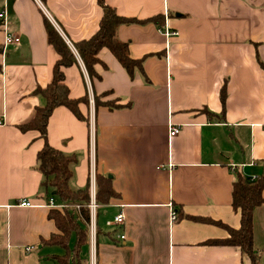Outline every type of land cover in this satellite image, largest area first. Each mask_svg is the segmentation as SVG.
Returning <instances> with one entry per match:
<instances>
[{
    "label": "crops",
    "instance_id": "1",
    "mask_svg": "<svg viewBox=\"0 0 264 264\" xmlns=\"http://www.w3.org/2000/svg\"><path fill=\"white\" fill-rule=\"evenodd\" d=\"M39 1L0 0V264H56L50 257L63 253L42 244L58 232L48 217L57 208L47 203L54 189L42 188L38 169L44 139L19 127L44 105L35 89L50 82L59 58L46 38L47 20L76 59L63 68L65 83L71 97L89 95L79 110L93 120L95 140L91 152L90 121L65 106L52 110L46 140L75 156L71 189L90 186L93 171L95 192L96 175L115 192L97 204L96 264H251L238 246L210 241L228 237L217 221L240 226L231 195L237 175L262 171L264 0H104L143 21L116 30L130 56L143 60V72L130 77L104 47L93 80L73 43L96 32L97 0ZM154 17L159 23L148 21ZM6 33L19 42L5 45ZM170 127L178 133L169 136ZM25 198L34 206L20 205ZM120 212L123 224L108 226ZM252 222L253 252L264 264V200ZM87 239L82 264L90 262L88 227Z\"/></svg>",
    "mask_w": 264,
    "mask_h": 264
},
{
    "label": "trees",
    "instance_id": "2",
    "mask_svg": "<svg viewBox=\"0 0 264 264\" xmlns=\"http://www.w3.org/2000/svg\"><path fill=\"white\" fill-rule=\"evenodd\" d=\"M97 2L102 8V14L96 32L87 39L73 43L90 79L93 80L100 77L95 65L100 63L98 52L104 47L116 57L130 77L135 71L142 73L143 60L130 56L128 42L119 40L116 36V30L121 24L143 23V21L117 14L115 9L106 4L104 0H97ZM152 20L155 23H159L155 17L148 19V21ZM45 30L47 41L53 45L59 58L53 65L50 82L44 88L35 89V93L40 94L44 98V105L36 107L33 118L19 127L22 131L34 129L44 139V144L37 153L38 169L43 177L41 186L45 190L54 189L53 195L57 197L58 201L65 204L63 208H54L49 211L48 217L54 221L58 232L53 233L47 240H42V244H56L63 249L61 255L50 257L56 264H82L80 253L88 240L87 224L90 217L88 207L90 201L89 182L82 188L71 189L69 187L68 181L72 176L71 165L74 164L76 158L74 155H65L51 146L46 140V128L48 118L52 110L57 106H65L77 118L89 122L90 119L79 110L80 103L87 105L89 95L86 93L78 98L70 96L69 89L65 83L63 68L70 66L76 59L69 46L48 20L45 24ZM1 50L2 46H0V52ZM259 63L264 68V64ZM220 99L223 103L225 99L224 88L221 89ZM94 103L95 106L102 103L99 95H94ZM104 104L110 108L120 106L118 103L108 101L104 102ZM263 191L264 159L262 160V171L257 177H247L239 174L232 184V207L240 214V226L237 229H233L215 221L228 230V237L210 241L212 244L238 246L243 254L249 256L251 264H257L259 261V255L253 252L252 216L254 209L264 200ZM114 195L115 192L109 179L96 175V203L106 202ZM75 204L78 205L77 208L74 206Z\"/></svg>",
    "mask_w": 264,
    "mask_h": 264
},
{
    "label": "built area",
    "instance_id": "3",
    "mask_svg": "<svg viewBox=\"0 0 264 264\" xmlns=\"http://www.w3.org/2000/svg\"><path fill=\"white\" fill-rule=\"evenodd\" d=\"M38 3L40 5L41 2L38 0ZM4 13L0 12V17H3ZM166 35H169L173 32L171 31H166L165 32ZM176 33V32H175ZM19 42V37L17 35H14L12 33H6L5 37H4V44H11V43H17ZM75 51V49H74ZM76 52V51H75ZM179 131L178 127H170L169 129V136H173L175 134H177ZM94 140H95V125L93 120H90V125H89V143H90V150L91 152L93 151L94 148ZM90 201L88 203V207H89V222L87 224L88 227V235H89V240H90V262L89 264H96V259H95V234H96V208H97V203L95 201V190L93 189V185H94V172H91L90 175ZM47 203L49 205H52L53 207H57V208H63L65 205L64 203H56L54 197L52 195H49L47 198ZM19 204L22 206H34V204L32 202H30L29 200L25 199H21L19 201ZM76 208L78 207L77 204L74 205ZM171 219L175 218V213L172 211L171 212ZM124 221V216L123 214L120 212L117 215H115V217L113 218L112 221H107L106 224L108 226H111L112 224H116V225H121L123 224ZM121 239L124 238V234L120 236ZM34 246L30 245L27 246L26 249H32Z\"/></svg>",
    "mask_w": 264,
    "mask_h": 264
},
{
    "label": "water",
    "instance_id": "4",
    "mask_svg": "<svg viewBox=\"0 0 264 264\" xmlns=\"http://www.w3.org/2000/svg\"><path fill=\"white\" fill-rule=\"evenodd\" d=\"M54 192V191H53Z\"/></svg>",
    "mask_w": 264,
    "mask_h": 264
}]
</instances>
